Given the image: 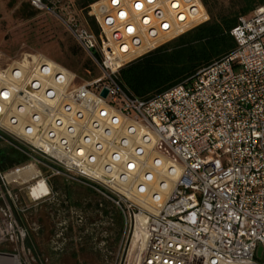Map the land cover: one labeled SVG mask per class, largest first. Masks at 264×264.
<instances>
[{"label":"built area","instance_id":"built-area-1","mask_svg":"<svg viewBox=\"0 0 264 264\" xmlns=\"http://www.w3.org/2000/svg\"><path fill=\"white\" fill-rule=\"evenodd\" d=\"M27 2L63 20L99 75L0 53V264H31L41 225L26 214L43 207L57 256L88 239L104 264H264V5L238 18L231 52L141 98L120 68L205 22L201 0H97V33ZM58 177L95 199L74 204Z\"/></svg>","mask_w":264,"mask_h":264},{"label":"rangeland","instance_id":"rangeland-1","mask_svg":"<svg viewBox=\"0 0 264 264\" xmlns=\"http://www.w3.org/2000/svg\"><path fill=\"white\" fill-rule=\"evenodd\" d=\"M49 7L61 17H67L73 14L79 19L87 16V8L80 6V0H43ZM218 4L227 9L237 10L239 8V0H217ZM27 0H0V53L5 56L12 57L19 51L31 50L42 53L43 55L53 59L57 63L63 65L79 76H97L99 70L88 55L80 48L74 40L70 32L65 27L63 20L56 14L48 10H39L35 8V14L31 17L24 18L21 15L22 4ZM28 9H32L29 7ZM73 52H75L73 54ZM88 63L89 67L94 70L93 74H89L87 70H83V63ZM84 73V74H81ZM90 75V76H89ZM54 186L65 191L74 204H81L84 199H95V196L88 190L81 187H71V184L58 177L54 180ZM107 206H109L107 204ZM114 211V209H112ZM115 226L113 227V235L110 240V246L115 247L116 241L120 237L121 217L117 211H114ZM28 222L38 221L41 230L38 233H31L30 238L24 242L26 255L30 259L31 264H49L50 249L49 238L51 232V221L48 213V207H43L38 212L29 211L26 214ZM95 219V215H90L89 222ZM73 248V247H72ZM80 250L79 261L81 264H104L101 255L88 245V239L84 246H77ZM261 249V246H259ZM69 253V254H68ZM68 253L60 255L59 258L63 262L73 261L71 258V250ZM78 263V262H77Z\"/></svg>","mask_w":264,"mask_h":264},{"label":"trees","instance_id":"trees-1","mask_svg":"<svg viewBox=\"0 0 264 264\" xmlns=\"http://www.w3.org/2000/svg\"><path fill=\"white\" fill-rule=\"evenodd\" d=\"M95 1L97 0H80V6L87 8ZM239 1L237 10H229L219 5L217 0H201L208 19L124 65L119 70L120 82L135 96L147 98L231 52L236 43L230 31L236 26L238 18L249 16L256 7L264 5V0ZM29 7L32 9H28ZM20 11L24 18L35 14V8L29 2L22 4ZM85 18L90 28L97 33L98 27L94 18L90 16ZM82 68L89 74L94 72L86 62L83 63ZM83 77L88 76L83 75ZM10 153L13 156L8 158V164L24 160L23 156L13 151Z\"/></svg>","mask_w":264,"mask_h":264},{"label":"crops","instance_id":"crops-1","mask_svg":"<svg viewBox=\"0 0 264 264\" xmlns=\"http://www.w3.org/2000/svg\"><path fill=\"white\" fill-rule=\"evenodd\" d=\"M71 187H81V186H78V185H75V184H71ZM82 188V187H81ZM80 250H78V248H73L71 249V258L73 259V261H69V262H63L62 260H60L61 258L59 256H57L56 254H54L53 252L50 251V263L49 264H81L79 263V261L76 262V259H79V256H80V253L79 252ZM68 253V251L66 252V254ZM64 254V255H66ZM69 254V253H68ZM60 258V259H59Z\"/></svg>","mask_w":264,"mask_h":264},{"label":"water","instance_id":"water-1","mask_svg":"<svg viewBox=\"0 0 264 264\" xmlns=\"http://www.w3.org/2000/svg\"><path fill=\"white\" fill-rule=\"evenodd\" d=\"M106 93H107V91L104 89L101 94H102V96H105Z\"/></svg>","mask_w":264,"mask_h":264},{"label":"snow or ice","instance_id":"snow-or-ice-1","mask_svg":"<svg viewBox=\"0 0 264 264\" xmlns=\"http://www.w3.org/2000/svg\"><path fill=\"white\" fill-rule=\"evenodd\" d=\"M137 7H139V5H138ZM122 15H123V14H122Z\"/></svg>","mask_w":264,"mask_h":264}]
</instances>
